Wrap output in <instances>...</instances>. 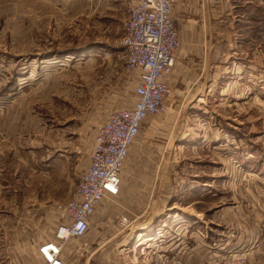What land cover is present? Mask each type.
I'll return each mask as SVG.
<instances>
[{
  "label": "rangeland",
  "instance_id": "374dc122",
  "mask_svg": "<svg viewBox=\"0 0 264 264\" xmlns=\"http://www.w3.org/2000/svg\"><path fill=\"white\" fill-rule=\"evenodd\" d=\"M135 1L0 0V264L39 261L100 128L134 103L138 77L122 39ZM212 1L225 17L212 32L225 34L213 48L228 55L226 86L214 104L166 100L147 118L120 193L103 200L84 236L65 242L64 264H264L253 246L264 231V0ZM183 2L177 15L203 18L206 0ZM177 129L193 137L176 153ZM147 130L163 132L151 139L159 146L141 143ZM156 167L164 177L148 187ZM235 229L249 246L231 243Z\"/></svg>",
  "mask_w": 264,
  "mask_h": 264
},
{
  "label": "built area",
  "instance_id": "2783aa9c",
  "mask_svg": "<svg viewBox=\"0 0 264 264\" xmlns=\"http://www.w3.org/2000/svg\"><path fill=\"white\" fill-rule=\"evenodd\" d=\"M176 0H136L125 21L122 46L126 68L136 73L135 101L113 111L100 128L90 164L82 172L73 197L62 205L64 219L54 239L38 248L35 264H64L62 252L71 237L84 236L99 203L120 193L122 171L142 122L167 109V82L181 47L174 18Z\"/></svg>",
  "mask_w": 264,
  "mask_h": 264
},
{
  "label": "crops",
  "instance_id": "0c3cea01",
  "mask_svg": "<svg viewBox=\"0 0 264 264\" xmlns=\"http://www.w3.org/2000/svg\"><path fill=\"white\" fill-rule=\"evenodd\" d=\"M181 1L182 0H177L178 4L176 3L174 5V18L175 22L177 23L176 25L180 36L181 47L176 54L175 67L167 79L170 88L169 94L167 96V103L168 106H195L194 108L198 110L201 107H205L212 103L214 104L215 101L213 96L219 92L221 93L224 86H226V74L228 72L226 71V57H228V55L225 52L222 53L220 50L213 48V41L223 38L225 34L223 32H220V34L222 35L217 37V35L213 34L212 32L215 24H218V22L220 24V22L223 21L225 17L223 15L219 16L216 14L217 8H213L214 4L212 5V0H206L207 3L205 5H207V7L204 6L203 8V18H200L196 22H194V19L189 15V13H187V16L184 15L183 17L179 13L177 15V10L179 9V5L181 4L184 6L183 11L188 10L189 4H186L185 2L181 3ZM177 7L178 9H176ZM222 10H225V5L223 6ZM229 15L230 13H227V16ZM230 36V39L234 40L238 39L239 34L238 32H234ZM222 56H224L225 58L224 62H222V60L212 61L213 58H222ZM214 91L217 92L212 96V93ZM215 100L217 99L215 98ZM180 111L182 110L180 109ZM181 113L183 114V112ZM208 117L211 120H216V118L222 117V115L210 112ZM147 118L142 122L141 128L145 125ZM179 122H181V119H179ZM179 122L178 126H180ZM225 122L227 123V120H225ZM219 129H222V127H219ZM143 133L145 134L146 139L142 138L141 143L145 142L146 144H148L149 141L150 144L159 146V141H154L151 139L159 137L163 132L158 130H147ZM140 134L141 130L138 136H140ZM220 134L222 136V133ZM173 137L179 140L178 141L177 139H174L175 144L173 148L177 150V153L182 150L181 146L187 143L186 140L192 138L193 135H191L188 130L181 132L179 129H177ZM172 152L173 151H171V153ZM220 155L222 156V153ZM172 156L173 153L171 154V157ZM224 166H226V163L224 164ZM150 172L151 173H149V177H152L154 179V182L147 183L146 186L148 187L157 184L159 179L164 177V171L161 167H156ZM239 182V179L235 180V183ZM103 200H105V198ZM103 200L99 203V205L102 204ZM150 200L152 199L150 198ZM143 201H148L147 196L145 199L143 198ZM148 228L149 226L145 227L144 234H149ZM233 233V239L235 240V242L231 243L241 247L250 245L251 241L247 238H242V235L239 231L235 229ZM253 246L255 247V251L257 252H261L262 250H264V231L258 230L255 235V240H253ZM261 257H263L261 254L258 255V258Z\"/></svg>",
  "mask_w": 264,
  "mask_h": 264
},
{
  "label": "bare ground",
  "instance_id": "6f19581e",
  "mask_svg": "<svg viewBox=\"0 0 264 264\" xmlns=\"http://www.w3.org/2000/svg\"><path fill=\"white\" fill-rule=\"evenodd\" d=\"M137 240H138V239H137ZM141 243H142V242H141V240H140L139 244L141 245ZM137 246H138V245H137Z\"/></svg>",
  "mask_w": 264,
  "mask_h": 264
}]
</instances>
